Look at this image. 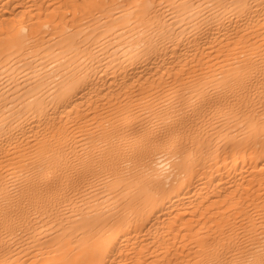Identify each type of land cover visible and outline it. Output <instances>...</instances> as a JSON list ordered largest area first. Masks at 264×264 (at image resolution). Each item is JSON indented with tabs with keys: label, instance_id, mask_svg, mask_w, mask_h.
<instances>
[{
	"label": "bare ground",
	"instance_id": "6f19581e",
	"mask_svg": "<svg viewBox=\"0 0 264 264\" xmlns=\"http://www.w3.org/2000/svg\"><path fill=\"white\" fill-rule=\"evenodd\" d=\"M0 264H264V0H0Z\"/></svg>",
	"mask_w": 264,
	"mask_h": 264
}]
</instances>
